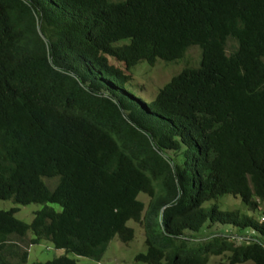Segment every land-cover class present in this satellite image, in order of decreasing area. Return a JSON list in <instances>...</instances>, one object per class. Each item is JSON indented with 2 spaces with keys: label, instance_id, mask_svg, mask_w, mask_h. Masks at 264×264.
Here are the masks:
<instances>
[{
  "label": "trees",
  "instance_id": "1",
  "mask_svg": "<svg viewBox=\"0 0 264 264\" xmlns=\"http://www.w3.org/2000/svg\"><path fill=\"white\" fill-rule=\"evenodd\" d=\"M191 47L151 100L125 88ZM0 200L40 205L0 208V264L100 261L130 220L136 262L264 264V0H0Z\"/></svg>",
  "mask_w": 264,
  "mask_h": 264
},
{
  "label": "rangeland",
  "instance_id": "2",
  "mask_svg": "<svg viewBox=\"0 0 264 264\" xmlns=\"http://www.w3.org/2000/svg\"><path fill=\"white\" fill-rule=\"evenodd\" d=\"M199 51L197 47H191L187 51L186 59L181 62L166 63L162 60L154 62L153 65L140 62L130 68L133 75L131 83L125 85V88L136 98H140L144 101L151 100L158 88L167 82L173 74H176L184 65L192 64L196 65L198 61ZM186 60V62H185ZM140 198L147 202L148 196L141 195ZM222 209L224 208H238L244 212H247L245 207L241 204L239 199H234L230 196H226L221 199ZM18 207V210L14 212V216L24 222H30L34 211L40 208L39 204H27L16 205L11 200H0L1 209H10ZM127 225L134 229V238L128 243L120 242L116 237L113 238L100 261H95L83 256H77L71 252H66L64 249H56L48 241H40L37 244L28 245L21 242L22 246L28 251L27 261L24 264H32L35 261H46L66 255L76 261L77 264H145L142 262L134 261V255L146 250L145 244V232L141 223L135 221H128ZM194 246V245H193ZM227 254H212L206 264H229L227 261ZM242 264H254L252 262H245Z\"/></svg>",
  "mask_w": 264,
  "mask_h": 264
}]
</instances>
